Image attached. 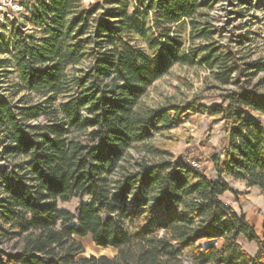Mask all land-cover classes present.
Listing matches in <instances>:
<instances>
[{
	"label": "trees",
	"instance_id": "16d2710c",
	"mask_svg": "<svg viewBox=\"0 0 264 264\" xmlns=\"http://www.w3.org/2000/svg\"><path fill=\"white\" fill-rule=\"evenodd\" d=\"M216 4L34 0L11 22L13 50L2 68L10 64L19 84L0 80V244L14 251L0 248V264H264V212H257L260 239L221 199L236 194L225 178L264 198V125L257 117L264 116V57L220 46L210 15ZM258 38L264 40V23L239 35L237 45L250 48ZM175 65L206 70L220 104L196 98L142 106ZM23 90L45 99L30 102ZM191 113L224 125L221 151L212 157L217 178L188 166L199 159L174 158L151 144ZM132 149L161 160L133 162ZM75 199V212L59 206ZM88 236L117 255L83 257L74 238ZM241 236L257 242L255 257Z\"/></svg>",
	"mask_w": 264,
	"mask_h": 264
},
{
	"label": "rangeland",
	"instance_id": "374dc122",
	"mask_svg": "<svg viewBox=\"0 0 264 264\" xmlns=\"http://www.w3.org/2000/svg\"><path fill=\"white\" fill-rule=\"evenodd\" d=\"M83 1L86 6H89L102 0ZM210 15L212 26L216 31L215 39L220 46H230L235 50L244 49L243 53L245 54L254 51V58L264 57V40L261 38H258L250 48H241L237 45L239 35H245L248 31L261 30L264 23V0H251V5L247 7L243 6L240 0H217V4ZM15 29L11 22L0 28V76L4 70L9 72L6 77H0L4 87L19 84L18 75L10 64L5 66L6 68H2L5 65L4 62L11 58ZM188 46L187 43L186 48ZM262 77H264V74ZM216 86L209 73L202 67L175 65L168 75L158 80L148 89L147 94L141 100V105L147 108H158L169 103L184 105L196 98H201V103L207 107L218 105L220 100L217 95L221 91L215 89ZM234 88V86H230L226 90H233ZM21 96H26L30 102H40L45 99L44 92L29 93L23 90ZM257 117L264 125V116ZM214 120L215 118L203 114L191 113L184 118L183 123L178 128L169 133L157 134L151 144L166 150L174 158L186 153L191 158L199 159L200 162H196L200 165L201 172L210 178H217L212 157L218 155L221 151L225 128L222 122L215 124ZM129 159L133 162L142 159L161 160V158L147 155L138 149L130 150ZM192 161L187 160V162ZM224 161L225 158L223 157L221 166ZM225 179L236 194L227 192L221 197L222 201L232 206L238 215L245 216L247 222L255 229L256 235L262 239L263 216L257 212H264V198L256 189H248L243 183L233 181L230 178ZM78 203L79 201L75 199L70 203H60L59 206L75 212ZM74 239L83 247L85 252L83 257L105 255L113 258L117 255V251L112 248L101 249L97 247L92 236L86 238L75 237ZM239 243L252 257L257 255L259 251L257 242L249 241L241 236ZM221 244L222 241L217 242L218 247ZM0 248H5L9 252L14 251L13 244H0Z\"/></svg>",
	"mask_w": 264,
	"mask_h": 264
},
{
	"label": "built area",
	"instance_id": "2783aa9c",
	"mask_svg": "<svg viewBox=\"0 0 264 264\" xmlns=\"http://www.w3.org/2000/svg\"><path fill=\"white\" fill-rule=\"evenodd\" d=\"M34 0H0V28L26 14L27 6H31ZM188 166L194 170L201 171L200 165L196 161L187 162Z\"/></svg>",
	"mask_w": 264,
	"mask_h": 264
}]
</instances>
